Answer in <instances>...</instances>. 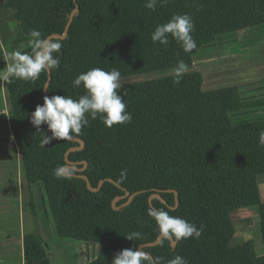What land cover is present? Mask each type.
<instances>
[{
	"label": "trees",
	"instance_id": "16d2710c",
	"mask_svg": "<svg viewBox=\"0 0 264 264\" xmlns=\"http://www.w3.org/2000/svg\"><path fill=\"white\" fill-rule=\"evenodd\" d=\"M146 0H0L13 14L21 33L41 32L60 42L59 69L50 71L47 96L78 100L83 87L76 77L92 68L117 69L121 79L174 69L178 60L189 65L180 83L174 75L121 86L132 122L107 128L102 117L72 140H53L40 147L43 133L30 123L31 113L43 104L48 74L35 82L3 80L9 123L23 179L42 186V200L58 237L96 245L97 256L85 264H112L124 249L141 250L160 264L176 255L188 264H264L249 241L231 246V215L255 209L264 248V202L259 177L264 176V146L258 141L264 117L234 123L231 114L264 106V99H244L238 87L203 90V76L192 57L217 37L264 24V0H161L155 11ZM78 12L68 28L72 11ZM189 14L197 48L184 53L170 38L166 46L153 44L151 34L173 15ZM54 36H59L54 38ZM22 52H31L29 46ZM0 44V66H5ZM45 134L46 125H41ZM81 140L84 144L78 142ZM66 160L69 162L67 163ZM86 163V166H84ZM74 166L73 175L57 179L54 170ZM70 169V168H69ZM127 169V179L119 174ZM85 176L87 182L80 178ZM102 182V184H101ZM126 191L142 192L126 205ZM177 192L178 206H175ZM159 194L163 201L156 197ZM121 198L113 205L117 198ZM122 206V207H120ZM114 207H120L114 210ZM175 208V209H173ZM149 209L168 212L203 228L199 238L161 239ZM139 231L140 239L125 237ZM174 240V239H173ZM23 264H50L48 246L38 233L22 238Z\"/></svg>",
	"mask_w": 264,
	"mask_h": 264
},
{
	"label": "clouds",
	"instance_id": "9594fccd",
	"mask_svg": "<svg viewBox=\"0 0 264 264\" xmlns=\"http://www.w3.org/2000/svg\"><path fill=\"white\" fill-rule=\"evenodd\" d=\"M161 0H146L144 7L155 11ZM194 22L192 17L185 14H176L171 19L158 25L151 34L153 44L166 46L174 40L184 53H190L197 48L193 39ZM28 46L31 52L21 50L4 52L6 70L0 74V78L12 82L13 79L35 82L42 73H48L53 69H59L61 59L60 42L51 41L41 37V32L33 29L28 34ZM189 71V65L183 60H178L173 69L174 82L179 84L181 78ZM85 89V94L78 100L70 96H44L43 104L37 105L31 113L30 123L43 133L40 147L52 143L53 140H71L73 136H79L82 128L89 124V117L95 120L102 117V123L107 128L115 125H124L132 122V115L127 111V103L124 100L126 93L119 94L121 88V72L117 69L105 71L102 68H92L79 74L73 81V87ZM48 91L47 88H44ZM47 126L50 134H45L41 125ZM264 146V131L260 133L258 141ZM57 179H67L73 175L71 169L61 166L54 170ZM120 182L127 179V169H122L119 174ZM148 215L155 221L158 232L162 239H174L179 242L189 238H199L203 228L182 219L171 216L168 212L157 209H149ZM142 233L139 231L129 233L125 238L129 241L140 239ZM112 264H160V259H150L147 253L132 248L124 249L114 257ZM168 264H188V261L179 255L168 261Z\"/></svg>",
	"mask_w": 264,
	"mask_h": 264
},
{
	"label": "rangeland",
	"instance_id": "374dc122",
	"mask_svg": "<svg viewBox=\"0 0 264 264\" xmlns=\"http://www.w3.org/2000/svg\"><path fill=\"white\" fill-rule=\"evenodd\" d=\"M254 31H259L255 29ZM260 33V32H259ZM29 38L24 36L12 11L7 7H0V44L5 52L22 50L28 45ZM233 41V42H232ZM256 42L254 39L234 41L233 36L229 38H220L214 47L224 48L227 44H236L232 49L236 56L230 55L225 49L222 51L219 66L210 64L206 70L203 85L204 90L217 89L228 81L240 83L235 79H245L250 77L247 67L254 65L253 58H262L258 50L254 53H242L243 45ZM264 52L263 50H260ZM242 54H244L242 56ZM215 59V58H214ZM207 62L198 56L195 59L194 70L201 73L206 68ZM243 65L246 66L242 69ZM228 68L231 69L228 71ZM226 70V73L224 72ZM173 69L165 72H155L144 75H135L121 79L122 86L151 81L161 77L170 76ZM242 81V80H241ZM222 88V87H220ZM244 99L259 100L264 99V89L248 88L240 89ZM263 91V92H262ZM258 117H264V106L255 109L242 110L231 114V120L234 123L251 120ZM16 163L11 165L8 159L0 156V264H21L19 255H16L15 241H20L21 231L28 233H38L48 246V255L50 264H85L97 256L96 245L82 241L64 239L56 235L51 219L47 216V210L42 200V186L35 184L32 188V201L30 203L29 187L23 179L18 162V156H15ZM10 181V184L8 183ZM259 188L261 199L264 202V176L259 177ZM231 222L234 230L231 246H238L251 241L258 256L263 255L264 248L259 227L258 212L255 209L239 210L231 215ZM19 237V238H18Z\"/></svg>",
	"mask_w": 264,
	"mask_h": 264
},
{
	"label": "crops",
	"instance_id": "0c3cea01",
	"mask_svg": "<svg viewBox=\"0 0 264 264\" xmlns=\"http://www.w3.org/2000/svg\"><path fill=\"white\" fill-rule=\"evenodd\" d=\"M255 29H259V31H254ZM260 32V33H259ZM233 36L234 41H242L246 39H254L256 42L253 43H246L243 45V51L242 53H254L258 50V53L262 55V58H253V63L254 65H250L247 67V70L250 72V77L249 76H244L245 79H235V81H240L234 82V79L232 81H228L226 85L223 86H218L217 88L220 87H238L239 89H248V88H259V89H264V52L260 51L264 49V24L256 26V27H251L247 28L244 30H240L234 33L222 35L216 38V40L208 47L201 48L197 51V53L192 57V64L194 66L195 59L198 56H201L202 59H205L207 62L206 68H203L201 70V74L203 76V85H205L204 80H205V71H208V67H210V64L216 63L218 66L222 63H220V58L222 57V49H225V51L229 52L230 55L236 56L233 54L232 49H234L237 45L236 44H231V45H224L225 47L222 48L219 46L214 47V44L220 40V38H229ZM30 39V38H29ZM233 42V41H232ZM26 45L25 47H27ZM221 49V50H220ZM244 54H242L243 56ZM236 57L240 58V54H238ZM215 58V59H214ZM242 69H245L246 66L243 65ZM6 70V65L5 66H0V74H2ZM231 69L228 68V71ZM226 73V70H224ZM231 72V71H230ZM3 80L0 78V156L5 157L8 159V163L11 165H14L16 163L15 156H18L17 148L14 142V137L10 128V123H9V105H8V100H7V95L5 88L3 86ZM242 80V81H241ZM202 85V88H203ZM204 90V89H203ZM263 92V91H262ZM262 99V98H261ZM10 184V181H8ZM20 235V241L18 244V241L16 240V246L14 247L16 249V255H19V259L21 264H23V249H22V238L25 234V230L21 231ZM19 238V237H18Z\"/></svg>",
	"mask_w": 264,
	"mask_h": 264
},
{
	"label": "water",
	"instance_id": "95a60500",
	"mask_svg": "<svg viewBox=\"0 0 264 264\" xmlns=\"http://www.w3.org/2000/svg\"><path fill=\"white\" fill-rule=\"evenodd\" d=\"M77 12H78V6L76 5L75 9L72 11V13H71L70 16H69L68 22H67V24H66V26H65L64 34H63L62 36H60V38H65V37H66V35H67V31H68V28H69V26H70V24H71V22H72V20H73L74 15H75ZM58 37H59V36H54V38H58ZM51 38H52V37L48 38V40H50ZM47 74H48V81H47V83L45 84L44 88H45V87L47 88L48 83H49V81H50V79H51L50 72H48ZM44 93H45V96H47V93H46L45 90H44ZM71 140H72V139H71ZM72 141H77V140H72ZM78 142L80 143L81 146H80L79 148H73V150H80V149L83 148V146H84L83 142H82L81 140H79ZM66 162L69 163L67 160H66ZM84 166H86V163H84ZM67 168L77 170L74 166H67ZM80 178L84 179V180L87 182V185H88V187H89V189H90L91 191H94V192L97 191V190L92 189V188L89 186L88 180H87V178H86L85 176H81ZM101 184H102V182H101ZM140 193H142V192L139 191V192H135V193H133V194H130L128 191H126L124 198H127V201H126V203L123 204L122 206H126V205H127L132 199H133V197H135L136 195H138V194H140ZM174 195H175V206L177 207V206H178L177 192H174ZM155 197H156L157 199H159L160 201H163L159 194H155V195L151 196L150 199H149V201H151V200H152L153 198H155ZM121 198H123V197L117 198V199L113 202V205L115 204V202H117V201L120 200ZM163 202H164V201H163ZM164 203H165V202H164ZM122 206H120V207H122ZM120 207H114V210H118ZM173 209H175V208H173ZM161 239H162V238L159 237V238L157 239L156 242H154V243H149V244H147V246H154V245L158 244V243L161 241ZM169 240L171 241V243H172L173 245L176 244V241H175V240H173V239H169ZM139 248H140V250H141V246H139L137 249H139ZM148 256L150 257V259L153 260L152 256H150L149 254H148Z\"/></svg>",
	"mask_w": 264,
	"mask_h": 264
}]
</instances>
